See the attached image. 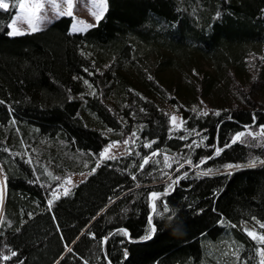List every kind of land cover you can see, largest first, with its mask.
Wrapping results in <instances>:
<instances>
[{
  "label": "trees",
  "instance_id": "trees-1",
  "mask_svg": "<svg viewBox=\"0 0 264 264\" xmlns=\"http://www.w3.org/2000/svg\"><path fill=\"white\" fill-rule=\"evenodd\" d=\"M5 1L0 264H261L246 226L264 222V105L233 89L256 84L264 0H106L84 31L63 14L21 34ZM116 140L128 152L98 164Z\"/></svg>",
  "mask_w": 264,
  "mask_h": 264
},
{
  "label": "rangeland",
  "instance_id": "rangeland-1",
  "mask_svg": "<svg viewBox=\"0 0 264 264\" xmlns=\"http://www.w3.org/2000/svg\"><path fill=\"white\" fill-rule=\"evenodd\" d=\"M69 2L71 7H69ZM4 3L8 4V2L5 0ZM21 5H23L22 8ZM105 11L106 0H19L17 11L10 23V34H21L24 32L35 31L44 28L63 14L72 15V32L84 31L90 26L96 24L98 20L104 15ZM250 53L251 55L248 57L246 66L247 73L250 74L251 78L253 77L255 81L254 83H256L254 89H252L254 91L250 93L252 90H250L251 85L248 82L244 83L245 81H242V84L235 79L237 85L234 86L233 92H237V87L244 88L247 95L255 96V99H257L260 104L264 105V80H259L258 78L264 65V45L251 47ZM200 65L203 66L204 69H210L209 63L203 58L200 61ZM163 74L168 76L170 75L165 71ZM177 82L178 84H182L181 81L177 80ZM170 112L173 126L176 128L182 126L184 119L180 113L176 112L175 109H171ZM172 117H175L176 119L173 120ZM260 133L264 134V129H261ZM128 146L129 145L127 141L116 140L110 142L102 150L98 164H101L103 160L107 158L119 156L128 152ZM233 168L235 167L230 166L229 169L231 170ZM91 172L92 170H85L83 172L69 174L65 179L60 180L56 186V189L54 190V196L60 197L64 194H67L73 186L87 178ZM201 172L204 173L212 171L201 170ZM177 179V177L170 178L168 186L172 187L176 183ZM2 194L3 196L5 195V184L2 185ZM159 195L160 193L158 192L153 196L156 198ZM246 227L248 232L254 234L252 235L253 237H255L261 243H264L259 239L260 236H264V222L249 223ZM226 245L229 247L230 243L227 242ZM218 253L219 252H217V256Z\"/></svg>",
  "mask_w": 264,
  "mask_h": 264
},
{
  "label": "snow or ice",
  "instance_id": "snow-or-ice-1",
  "mask_svg": "<svg viewBox=\"0 0 264 264\" xmlns=\"http://www.w3.org/2000/svg\"><path fill=\"white\" fill-rule=\"evenodd\" d=\"M8 7H9V5H8L7 3H4V0H0V8L7 9ZM22 7H23V5H21V8H22ZM69 7H71L70 2H69ZM69 14H70V13H69ZM205 114H207V113H205ZM217 114H218V113H217ZM172 119L175 120L176 118H175V117H172ZM249 134H251V133H249ZM133 135H134V134H133ZM145 162H147V161H145ZM205 175H207V173H205ZM153 195H155V193H153ZM50 203H51V201H49V204H50ZM248 234H249L250 236L254 235V234L251 233V232H249ZM146 238H149V237H146ZM259 239H260L262 242H264V236H260ZM16 255H17V253L13 251V252H12V256H16ZM261 255L264 256V251H262ZM3 259L7 260V259H9V257H8V256H4ZM261 264H264V261H262Z\"/></svg>",
  "mask_w": 264,
  "mask_h": 264
}]
</instances>
